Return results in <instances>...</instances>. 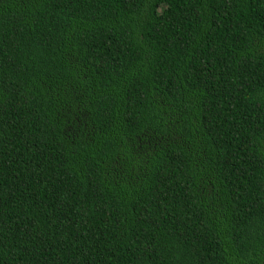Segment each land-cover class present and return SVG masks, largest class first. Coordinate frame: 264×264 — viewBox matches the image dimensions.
<instances>
[{"label":"trees","instance_id":"obj_1","mask_svg":"<svg viewBox=\"0 0 264 264\" xmlns=\"http://www.w3.org/2000/svg\"><path fill=\"white\" fill-rule=\"evenodd\" d=\"M0 264H264V0H0Z\"/></svg>","mask_w":264,"mask_h":264}]
</instances>
